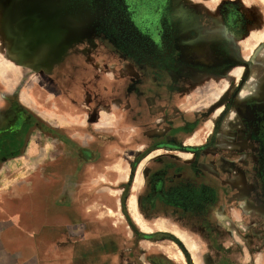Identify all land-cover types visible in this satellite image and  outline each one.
<instances>
[{
	"label": "flooded vegetation",
	"instance_id": "flooded-vegetation-1",
	"mask_svg": "<svg viewBox=\"0 0 264 264\" xmlns=\"http://www.w3.org/2000/svg\"><path fill=\"white\" fill-rule=\"evenodd\" d=\"M0 1L2 13L15 22L20 14L19 10L16 11L17 2L21 0H12L9 7L7 0ZM49 1L50 4L45 0H34L40 7L46 5L45 9L42 7L46 12L53 8L56 12L61 7V13L54 15L55 26L44 32L40 30L41 36L35 38L32 35L31 42L23 41L22 44L31 48L52 49L54 46L63 50L67 44L64 40L70 33L78 38L90 36L103 41L114 53L141 71L128 79H117L120 83L111 86L108 95L98 93L87 102L90 113L86 119L88 123L96 121L97 108L102 102L117 109L121 107V111L135 117L136 124H141L147 133L144 142L150 143L149 150L163 149L166 152L165 156H160L159 167L154 163V168L147 174L145 188L138 197L139 207L144 212L149 210L155 215L156 209L160 208V213L172 216L180 229L210 235L208 217L216 214L220 195L229 199V189H234L236 192H232L237 195L250 190L248 197L252 200V209H264V73L249 80L252 83L248 84L247 91L246 74L243 72L234 77L229 73L236 65H243L240 61L249 60L241 58L238 48L232 49L235 42L231 43L229 39L233 37L240 41L248 33L249 23L236 4L225 3L216 15L206 16L209 20L203 26L212 35L208 39L200 37L199 47H208V51L202 54L198 46L192 47L190 36L192 30L202 27L199 25L200 14L197 19L196 11L175 8V0ZM218 28L223 30L218 33ZM203 76L213 78L205 79V83L216 82L209 88L210 92H221L214 101L220 99L222 106L217 129L227 113L233 114L234 118L226 122V136L229 137L215 138L212 135L202 147H184L182 141L189 136L176 137L181 132L196 129L198 106L189 111L188 117H183L180 108L169 117L166 104L180 101V105L184 94L188 97L196 93L197 82L202 81L197 78ZM153 82H156L155 86L150 84ZM229 87L233 89L228 96ZM2 103L0 165L20 153V143L37 126V119L17 103L14 94L4 95ZM218 104L205 110L216 112ZM12 137H16V144H8ZM172 151L187 153L190 159L175 156L176 160H172L173 156L167 154ZM243 155L248 157L241 159ZM246 177L248 182H245Z\"/></svg>",
	"mask_w": 264,
	"mask_h": 264
},
{
	"label": "rangeland",
	"instance_id": "rangeland-1",
	"mask_svg": "<svg viewBox=\"0 0 264 264\" xmlns=\"http://www.w3.org/2000/svg\"><path fill=\"white\" fill-rule=\"evenodd\" d=\"M45 2L50 4L49 0H45ZM38 3H35L34 0H21V2H17L16 11H20L19 18H16L15 22L13 19L14 23H11L10 20L8 21L10 17L2 13L0 1V105L3 104L2 100L4 95L9 96L14 94L15 100L26 111L35 110L38 113H43L50 105L53 107H61V100H63L61 91L83 88L91 92L100 89L102 90V95H104L106 91L103 92V89L109 90L111 86L120 83L117 79L122 78L124 80L130 77V75L134 76L135 74L141 73L135 65L125 61V59L114 53L103 41L100 42L98 39L90 36L78 38L74 34H69L67 39L64 40V42H67L65 49L55 48L62 51L58 52L60 55L57 52H51L50 49H40L41 51H39L34 61L28 59L26 55L19 51V46L16 44L17 42L14 36L17 39H27L24 38L27 36L29 37L27 42H31L32 35L37 38L41 36L38 33L40 30L44 32L49 28H53L56 21L54 15L61 13L60 6L58 8L56 7L58 10L56 12L54 8L46 12L44 9L47 6L42 4L40 7ZM225 3L236 4L242 15H246L245 9H249L251 11L254 10L262 17L261 24L255 27H248L246 37H243L240 41L229 37L231 43L235 42V45H238V54H240L241 58L249 59L240 61L243 65H236L233 71L229 72L231 75L234 71L239 70V74H243V72L246 74L247 84L245 85V90L247 91V87L252 83L249 80H253L255 77L264 73V0H175L174 6L177 9H183L185 7L189 10L196 11L197 19L199 18L198 13L200 14L199 25L202 27L194 31L192 30L190 33V36H192L191 45L193 48L198 46L197 49H201L203 51L202 54H205L208 51V47H199L198 41H200V37H206L208 39L212 35L210 30L205 29L206 27L203 26L209 20L206 16L209 14L216 15L219 7ZM6 4L9 7L13 2L12 0H7ZM52 11L54 12L52 13ZM58 24H60L59 20ZM8 29L10 32H8ZM222 30L218 28L217 32L220 33ZM42 36L44 35L42 34ZM207 56L211 57V55ZM82 74L87 75V77L84 75L85 77H81V81H78V76ZM239 74L236 76L238 77ZM93 75H100L103 81H92ZM209 78L211 77L203 76L197 78L202 79V81L199 80L197 82L199 88L194 89L196 93H192L188 96L189 98L184 94L181 98L180 105H178L179 100L178 103L170 101L166 104V114L169 117L173 112L177 113L179 108L184 113L183 117H188L191 113L189 111L195 110L193 107L198 106L196 108L198 109L196 113V129L188 131V133L186 131L181 132V135L176 137L183 139L185 136H189L182 141L184 147H202L204 141L212 137V135L215 138L229 137L226 136L228 133L226 122L234 118L233 114L231 112L227 113L225 118L222 119L221 126L217 129L216 125L221 120L220 110L222 106L219 103L220 99L215 103L214 101L218 99L217 96H220L221 92L218 90H214V92L209 91V88L216 85L215 81L205 83V79ZM83 79L86 80L83 82ZM155 83L150 84L155 86ZM153 88L156 89V87ZM232 89L233 87L228 88V96ZM53 95L56 98L51 97ZM215 104H218L216 112L209 113L205 110V108L213 107ZM88 110L89 108L87 107L86 111ZM118 112L119 110L117 109ZM232 112L234 111L232 110ZM150 129H153V127ZM131 147L136 148L135 146ZM26 148V153L21 159L2 164L3 167L0 171V205L4 203L3 208L7 212H3L4 214L0 215L2 221H7L13 211H15V198H24L25 202L21 205L20 211L24 212V210H27L28 202L26 200L28 199L27 195L29 193L28 187L32 179H30V175H33L32 173L41 167L38 166L43 162L46 153L50 152V147L48 150L43 146L34 147L29 145ZM188 155L182 153L181 158L189 160ZM240 157L242 159L248 156L243 155ZM119 165L118 167H120ZM136 176L135 180L138 179V175ZM247 177L245 178V182H248L246 180ZM233 185L235 186V183ZM232 191L236 192L234 189H229V199L221 197L220 195L217 210H215L216 214H213L211 218L208 217L211 224L209 225L210 231L208 230L210 235H204V233L195 230L179 229L178 223L172 219V216L167 217L169 220L163 222L165 223L164 229L166 233L176 232L178 229L181 230L185 238L187 237L188 242L195 246L193 252L186 249V246L180 239V236H182L180 233H177L176 237L181 241L184 248L179 247L175 242L167 240L158 243L142 244L135 242V236L128 238L122 236L118 237V241L113 238L116 241L114 243L118 251L127 249L132 252L133 256L127 259L116 258L117 263L132 262V264H138L136 262L139 261L145 263L146 260L151 259L149 257H155L156 254L164 253L170 257L171 264H264V209H252V200L248 197V191L250 190L247 189L245 194L240 195ZM9 193H11L10 196ZM129 200H132L135 205L133 196H130ZM7 214L9 215L7 216ZM36 217L38 220L39 214ZM111 219L118 221L116 227L117 233H120L119 215L116 214L115 218L112 217ZM172 221H174L175 227L172 226ZM151 222L158 223L155 219ZM155 228L157 227L153 229ZM9 231L12 230L9 227L7 228V226L2 229L0 227V264H18V262L20 264H29L27 255L30 253L33 245H30L28 240L12 242V233ZM2 235L9 240L4 239L3 241L1 239ZM182 237L184 238V236ZM58 238H61V236ZM61 243L58 240V249H60ZM38 248L45 252L46 243L44 235L38 244ZM79 248L84 249L82 245H79ZM88 248L90 251L94 249L93 245ZM179 249L183 253H188L189 256L183 257ZM184 249L186 250L184 251ZM176 253L180 254L181 259L174 256ZM92 254H96V250L91 252ZM63 255V257H53L51 259L52 261L49 258L47 261L43 257L38 262V258L37 264H98V262H101V264H109V259L107 260L104 257H76L73 262H70V257L67 256V253L63 252ZM141 255H144V257H140Z\"/></svg>",
	"mask_w": 264,
	"mask_h": 264
},
{
	"label": "crops",
	"instance_id": "crops-1",
	"mask_svg": "<svg viewBox=\"0 0 264 264\" xmlns=\"http://www.w3.org/2000/svg\"><path fill=\"white\" fill-rule=\"evenodd\" d=\"M245 13L243 16L249 27L261 24L262 17L254 10L245 9ZM237 46L232 49H237ZM84 75H79L78 81ZM92 81L103 80L100 75H93ZM112 88L103 89V92L106 91L108 95ZM61 93V107L50 105L43 113L29 111L37 119L36 130H31L30 136L20 143V153L4 162L6 164L21 159L29 145L43 146L46 150L50 147V152L46 153L38 166L41 167L30 175L32 179L28 187L27 210L20 211L24 198H15L16 208L10 218L2 221L0 217L1 229L7 226L12 230L9 231L12 233V242L28 240L33 245L27 255L29 264H37V259L39 258V262L43 257L52 261L53 257H63V252L70 257V262L76 257L93 256L109 259V264H132L117 263L116 258L127 259L133 256L130 250L118 251L114 242L122 236H135V242L142 244L167 240L184 248L176 237L177 233L185 237L180 228L176 232L166 233L163 222L169 219L163 212L160 213V208L153 215L149 210L144 212L138 204V197L146 185L147 174L154 168V163L159 167L160 156H165L166 152L163 149L150 151V143L144 142L147 133L141 124H136V118L121 111V107L117 113L115 106L102 102L97 108L96 121L88 123L86 118L90 110L86 111L85 108H90V105L86 103L98 93L102 95V90L89 92L80 88ZM51 97L56 98L54 95ZM16 143V137L8 140V144ZM167 154L173 156L172 160H176L175 156L181 159L182 153L172 151ZM2 167L0 165V171ZM136 175L138 183H135ZM130 196L135 199V211L142 225L134 221L129 211ZM3 207L4 203L0 205V215L6 212ZM116 214L120 217V233H117L118 221L111 219ZM153 219L158 223L151 222ZM172 226L175 227L174 221ZM154 227L157 228L153 229ZM43 232L45 252L38 248ZM1 239L9 240L4 235ZM58 240L62 242L60 249L57 248ZM79 245L84 249H80ZM92 245L94 249L90 251L88 247ZM95 250L96 254L91 255ZM179 252L183 257L189 256L180 249ZM149 258L151 259L145 263H136L171 264L170 257L164 253Z\"/></svg>",
	"mask_w": 264,
	"mask_h": 264
},
{
	"label": "water",
	"instance_id": "water-1",
	"mask_svg": "<svg viewBox=\"0 0 264 264\" xmlns=\"http://www.w3.org/2000/svg\"><path fill=\"white\" fill-rule=\"evenodd\" d=\"M10 22L11 23H14L13 22V19H12V21L10 20ZM8 32H10L9 29H8ZM14 37L16 38V42H17L16 44H18V46H19V51H21L24 55H26L28 57V59H30L31 61H34V59L36 58V56L39 53V51H41L40 48H38V47H32L31 48V47H28L27 44H22L23 41L24 42H27L28 41L29 37H27V36L24 37V38H27V39H17L16 36H14ZM50 51L51 52L54 51V52H57V53L58 52H62V51H60V49H55L54 46L52 47V49H50ZM58 55H60V53H58Z\"/></svg>",
	"mask_w": 264,
	"mask_h": 264
},
{
	"label": "bare ground",
	"instance_id": "bare-ground-1",
	"mask_svg": "<svg viewBox=\"0 0 264 264\" xmlns=\"http://www.w3.org/2000/svg\"><path fill=\"white\" fill-rule=\"evenodd\" d=\"M238 74H239V70L234 71V73L232 75H234V77H237L236 75H238ZM135 183H138V179L135 180ZM128 207H129V211H130V213H131L134 221H136L137 223H139V225H142L141 222H140L139 216L135 212V205H134V203H133L132 200H129ZM184 238L182 236H180V239L184 243V245L186 246V249L188 251H190V252H193V250L195 249V246L193 244H191L190 242H188V240L186 238H185L186 240ZM174 256L175 257H178L179 259H181V256H180L179 253H176Z\"/></svg>",
	"mask_w": 264,
	"mask_h": 264
}]
</instances>
